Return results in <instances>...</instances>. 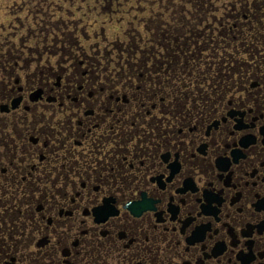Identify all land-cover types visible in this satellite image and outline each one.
<instances>
[{
  "label": "flooded vegetation",
  "instance_id": "1",
  "mask_svg": "<svg viewBox=\"0 0 264 264\" xmlns=\"http://www.w3.org/2000/svg\"><path fill=\"white\" fill-rule=\"evenodd\" d=\"M0 264H264V0H0Z\"/></svg>",
  "mask_w": 264,
  "mask_h": 264
}]
</instances>
